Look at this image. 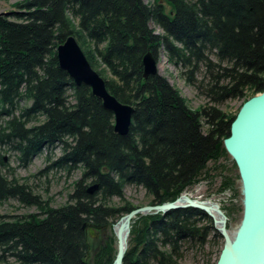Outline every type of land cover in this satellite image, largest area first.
Returning <instances> with one entry per match:
<instances>
[{
    "label": "trees",
    "instance_id": "16d2710c",
    "mask_svg": "<svg viewBox=\"0 0 264 264\" xmlns=\"http://www.w3.org/2000/svg\"><path fill=\"white\" fill-rule=\"evenodd\" d=\"M14 6L10 15L0 13V200L16 199L39 213L0 214V264H112L114 237L94 248L88 230L138 207L125 201L127 185L142 187L151 205L175 200L201 178L213 183L220 176L221 193L235 189L224 161L239 175L223 140L237 112L219 106L237 98L242 104L264 90V0H22ZM70 34L107 90L133 105L127 134L116 133L112 112L59 66L57 46ZM148 51L156 61L164 52L207 103L193 109L164 75L144 78ZM2 151L24 167L44 155L46 169L80 170L68 201L51 207L28 181L9 178ZM113 197L122 204L110 205ZM220 208L227 217L234 212ZM210 242L217 251L209 264H215L223 238L201 209L138 214L123 264H180L184 247Z\"/></svg>",
    "mask_w": 264,
    "mask_h": 264
},
{
    "label": "water",
    "instance_id": "95a60500",
    "mask_svg": "<svg viewBox=\"0 0 264 264\" xmlns=\"http://www.w3.org/2000/svg\"><path fill=\"white\" fill-rule=\"evenodd\" d=\"M56 53L60 67L67 71L74 83L89 86L92 94L114 114V130L121 135L127 134L133 107L122 104L107 90L105 80L91 66L75 37L73 35L66 37L57 46ZM143 65L144 78L158 73L157 61L150 51L144 55ZM223 145L230 159L235 162L239 175L242 214L235 230L229 231L227 217L218 204L209 205L185 194L173 202L162 205L138 206L124 214L114 224L107 225L109 230L113 228L117 239L116 255L112 264H123L127 248V236L124 237L123 233L128 235L133 217L137 214H164L171 209L186 207L203 210L222 236L223 245L215 264H264V90L240 105L231 122L229 136L224 138ZM96 188L97 184H92L87 190L92 192ZM181 199H184V202L180 203ZM212 209L221 216L220 220L214 217ZM121 219L123 223H120ZM94 232L95 230L90 227L89 235L95 236Z\"/></svg>",
    "mask_w": 264,
    "mask_h": 264
},
{
    "label": "rangeland",
    "instance_id": "374dc122",
    "mask_svg": "<svg viewBox=\"0 0 264 264\" xmlns=\"http://www.w3.org/2000/svg\"><path fill=\"white\" fill-rule=\"evenodd\" d=\"M22 0H0V13H7L10 15L12 11H17L18 8L14 3ZM147 1V0H145ZM164 61V68L157 67L159 74L167 77L168 81L173 84L187 100L188 105L193 108H199L207 103V98L201 92H198L194 87L187 85L179 76L178 70L169 64L166 60L164 52L160 51L158 54L157 64ZM158 66V65H157ZM202 73H199V77ZM241 105V99L226 100L219 107L226 113L232 114L238 111ZM60 148L55 149V156L60 155ZM4 162H8L11 170L5 171L9 178H16L19 181H28L33 186L34 193L38 195L41 200L48 201L51 207H58L68 201V194L72 192L74 181L80 176V170H76L70 175L65 171L53 169H46L48 163L44 155L36 156L32 162L27 166H20L15 156L8 151H2ZM228 175L233 176L234 190L231 192L221 193L218 190L220 184V176L214 179L213 183L208 182V179L201 178L199 182L190 188L186 193H183L193 199L200 201H208L220 205H226L233 208L234 212L227 217V227L230 232H233L238 225L241 217V194L239 178L235 177L236 170L227 163ZM124 199L133 205L143 206L147 205L151 197L146 193L142 187L134 185H127L124 188ZM110 205L122 204L118 197H113L109 203ZM224 212V211H223ZM31 213H39L35 206H26L21 204L16 199L0 200V214L4 215H25ZM225 213V212H224ZM212 220V219H211ZM95 236L89 235V240L94 248H98L105 244L108 237L113 236L115 239V247H117V239L114 235L113 228L109 230L107 226L95 229ZM127 249V248H126ZM217 248L213 243H207L205 246H186L183 248L182 254L178 259L180 264H209L216 256ZM11 264H16L11 260Z\"/></svg>",
    "mask_w": 264,
    "mask_h": 264
},
{
    "label": "bare ground",
    "instance_id": "6f19581e",
    "mask_svg": "<svg viewBox=\"0 0 264 264\" xmlns=\"http://www.w3.org/2000/svg\"><path fill=\"white\" fill-rule=\"evenodd\" d=\"M71 35V34H70ZM58 59V58H57ZM58 64H59V61H58ZM142 65H143V59H142ZM60 66V65H59ZM158 70H159V68H161V69H163L164 68V61L163 62H160L159 64H158ZM63 69V68H62ZM64 70V69H63ZM66 71V70H65ZM67 72V71H66ZM143 72H144V65H143ZM68 74V73H67ZM69 75V74H68ZM69 77L73 80V78L69 75ZM74 81V80H73ZM90 88V87H89ZM90 90H91V92H92V89L90 88ZM95 96V95H94ZM97 97V96H96ZM115 97V96H114ZM116 98V97H115ZM117 99V98H116ZM118 100V99H117ZM119 101V100H118ZM102 102V101H101ZM119 102H121V101H119ZM122 104H127V105H130V106H132L133 107V105H131V104H128V103H123V102H121ZM133 109H134V107H133ZM113 117L115 118V116H114V114H113ZM131 123V122H130ZM114 125H115V122H114ZM115 131V130H114ZM116 132V131H115ZM117 133V132H116ZM121 135V134H120ZM97 184V183H96ZM98 185V184H97ZM91 186V185H90ZM97 189V188H96ZM95 189V190H96ZM95 190H93L92 192H90V190H87V192L88 193H93ZM180 197V196H179ZM176 200V199H175ZM175 200H173V201H175ZM173 201H171V202H173ZM182 202H184V199H181V201H180V203H182ZM207 204H209V205H213V203L214 202H208V201H205ZM164 203H169V202H164ZM164 203H161V204H154V205H162V204H164ZM217 204V203H216ZM147 205H151V204H147ZM212 214L214 215V217L217 219V220H220V218H221V216L218 214V213H216L213 209H212ZM138 215V214H137ZM123 216V215H122ZM121 216V217H122ZM120 219V218H119ZM118 219V220H119ZM117 220V221H118ZM120 223H123V219H121L120 220ZM108 225V224H107ZM106 225V226H107ZM90 229V228H89ZM117 229V224H115V227H114V230H116ZM229 229V228H228ZM129 233H130V230H129ZM129 233H128V235L126 234V233H123V236L124 237H126L127 236V239H128V236H129ZM116 255V254H115ZM115 258V257H114ZM114 260V259H113ZM113 262V261H112Z\"/></svg>",
    "mask_w": 264,
    "mask_h": 264
},
{
    "label": "flooded vegetation",
    "instance_id": "af4514ba",
    "mask_svg": "<svg viewBox=\"0 0 264 264\" xmlns=\"http://www.w3.org/2000/svg\"><path fill=\"white\" fill-rule=\"evenodd\" d=\"M90 228V227H89Z\"/></svg>",
    "mask_w": 264,
    "mask_h": 264
}]
</instances>
